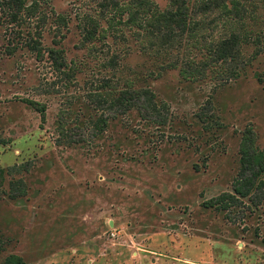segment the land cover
Listing matches in <instances>:
<instances>
[{"label":"rangeland","instance_id":"374dc122","mask_svg":"<svg viewBox=\"0 0 264 264\" xmlns=\"http://www.w3.org/2000/svg\"><path fill=\"white\" fill-rule=\"evenodd\" d=\"M231 1L238 20L190 0L198 40L168 60L121 24L105 31L111 0H42V48L65 66L28 48L37 18L0 4V264H264V0ZM232 29L239 56L217 62Z\"/></svg>","mask_w":264,"mask_h":264},{"label":"trees","instance_id":"16d2710c","mask_svg":"<svg viewBox=\"0 0 264 264\" xmlns=\"http://www.w3.org/2000/svg\"><path fill=\"white\" fill-rule=\"evenodd\" d=\"M48 1L49 0H46V3ZM220 2L221 0H210V3L221 6L220 11L223 15L230 16L232 14L231 16L237 19L235 15H238L240 12L239 2L231 1V6H228L226 3L219 4ZM43 3L42 0H0L1 6L8 11L9 16L12 17L13 20L20 19L26 22L33 18H37L36 24L40 30L38 32L35 31V34L27 43L28 48L35 53L37 59L44 60L46 54H48L49 58H52L57 65L65 66L64 52L62 49L53 48L45 52L42 48L40 42V38L42 37L41 26H44L48 20V14L44 10H41ZM190 4V0H171L169 3L170 8L162 11L155 0H111L110 5L113 14L108 18V27L105 31L117 27V24H121L123 27L129 28L132 36L144 39V43L141 41V44L142 51L145 54L151 55L150 53H153L158 57H165L168 59L183 45L185 35L198 40L200 23L193 19V15L190 13ZM234 7H237L235 13H233ZM202 8L205 12V10L209 8V3L205 2ZM55 21L60 29L61 27L66 28L68 25L65 15L58 14ZM87 22L90 24L91 29L89 30L87 28L85 36L86 38L93 39L96 34H98L100 25L90 17ZM241 42L240 35L237 31L232 29L230 38L220 43L223 47L217 51L218 55L214 60L217 62H225V60L235 62L237 60L236 57L239 56L237 47L241 45ZM164 66L168 67L169 65L166 63ZM130 92H133V94ZM148 92L147 90L141 93L148 94ZM136 95L137 97L140 95L138 90L134 91L129 89L124 93V97L129 96V101ZM148 100H150V103H147L145 108L151 107L152 111L156 110V104L152 105V95ZM129 101L127 102V106L131 108L134 104H131ZM27 102L35 105L34 107L44 115V105L31 100H27ZM250 132L251 130H248L247 134H245L240 147L244 170H247L249 167L251 159L250 143L252 138ZM259 174V172H255L254 179H256ZM253 180L251 178H245L238 181L239 187L236 192L242 197L248 196L253 185ZM240 185L246 188V190L241 188ZM233 198V195L227 194L221 196L219 200L223 202V206L226 207L232 202Z\"/></svg>","mask_w":264,"mask_h":264}]
</instances>
